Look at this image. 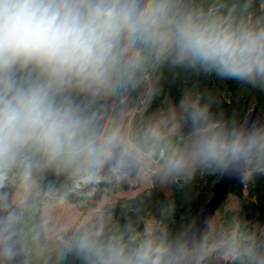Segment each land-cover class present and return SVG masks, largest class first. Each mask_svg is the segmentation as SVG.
I'll return each instance as SVG.
<instances>
[{"label": "clouds", "instance_id": "obj_1", "mask_svg": "<svg viewBox=\"0 0 264 264\" xmlns=\"http://www.w3.org/2000/svg\"><path fill=\"white\" fill-rule=\"evenodd\" d=\"M164 67L264 90V0H0V264H264L259 225L115 216L126 188L264 174L259 117L192 91L146 115Z\"/></svg>", "mask_w": 264, "mask_h": 264}, {"label": "trees", "instance_id": "obj_2", "mask_svg": "<svg viewBox=\"0 0 264 264\" xmlns=\"http://www.w3.org/2000/svg\"><path fill=\"white\" fill-rule=\"evenodd\" d=\"M159 75L160 92L152 101L146 115L167 110L169 105H178L184 94L192 91L202 94L204 99L210 94L215 101L213 111L222 113L225 119L235 117L244 120L253 106H257L264 120V90L259 87L253 88L237 80L221 79L215 74H197L185 69L164 67ZM219 176L220 174L212 172H197L186 184H169L167 191L160 185H154L130 196H120L116 198L114 214L123 222L125 214H133L123 207L128 204L134 209L141 227L146 218L150 217L161 226L173 232L178 231L193 223L211 197L212 186ZM139 187L126 188L125 192L137 190ZM228 194L238 198V206L225 211L220 225L242 220L252 227H264V174L232 184Z\"/></svg>", "mask_w": 264, "mask_h": 264}, {"label": "water", "instance_id": "obj_3", "mask_svg": "<svg viewBox=\"0 0 264 264\" xmlns=\"http://www.w3.org/2000/svg\"><path fill=\"white\" fill-rule=\"evenodd\" d=\"M257 117L263 120V115L260 109L257 106H253V108L246 114L245 119L254 120ZM242 180V177L224 178L220 174L219 178L212 186L211 197L206 202L204 208L199 212L191 225H195L196 227L202 229L207 222L212 221L218 207L225 200L229 187L232 184L239 183Z\"/></svg>", "mask_w": 264, "mask_h": 264}, {"label": "rangeland", "instance_id": "obj_4", "mask_svg": "<svg viewBox=\"0 0 264 264\" xmlns=\"http://www.w3.org/2000/svg\"><path fill=\"white\" fill-rule=\"evenodd\" d=\"M157 113H163V114L166 115L167 114V110L159 111ZM161 187H163L165 189V191L168 190V185L161 186ZM143 189H145V187L140 186L137 190L127 191L125 193L117 195L116 198H118L120 196H130V195H133L134 193H136L138 190H143ZM238 202H239V200H238L237 197H235L232 194H228L227 195V199L225 200V202H222L221 206L219 207V210L215 212V215H214L212 220H214L218 225H220L222 223L221 221L223 219L225 211L228 210V209H235L238 206ZM60 211L62 213H65V212H68L69 210L61 209ZM146 221H155V220H153L150 217H147Z\"/></svg>", "mask_w": 264, "mask_h": 264}]
</instances>
